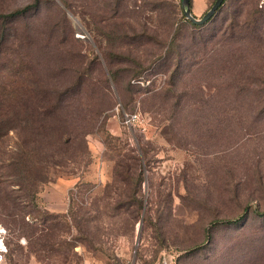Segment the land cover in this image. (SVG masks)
<instances>
[{
    "label": "rangeland",
    "instance_id": "rangeland-1",
    "mask_svg": "<svg viewBox=\"0 0 264 264\" xmlns=\"http://www.w3.org/2000/svg\"><path fill=\"white\" fill-rule=\"evenodd\" d=\"M39 2L0 84L64 104L2 135L0 264H264V0Z\"/></svg>",
    "mask_w": 264,
    "mask_h": 264
},
{
    "label": "trees",
    "instance_id": "trees-1",
    "mask_svg": "<svg viewBox=\"0 0 264 264\" xmlns=\"http://www.w3.org/2000/svg\"><path fill=\"white\" fill-rule=\"evenodd\" d=\"M39 1L40 0H36L34 4H31L25 7L24 9H18L12 12L0 11V63L1 61L4 60L3 55L5 54V51L9 48V45L13 44V41L12 42L10 41L12 40L11 25L14 22H16L18 19L23 17L24 14H26L27 12L39 7L40 6ZM118 1H122V0H118ZM227 1L228 0L224 1L223 5L217 11V14ZM191 7H192V0H190V8ZM214 17L210 21H212ZM192 26L195 28L200 27L194 24H192ZM14 96H15V86L8 83L0 84V141L2 135L17 128H23L24 130L32 129L31 130L32 132H36V130L45 131L47 127L51 124L52 115L55 114L59 109H61L64 104L63 100L60 103L58 101L54 103H52L51 101H46V103H40V105H43L40 106L35 103H32L31 93L30 94L22 93V95H18L17 97L19 99L17 107L19 108H16L14 105ZM32 104L34 105L33 108H31ZM39 109H43L42 113L39 112ZM47 137L48 135L46 136V138ZM46 138L43 139L45 140ZM39 154H40L39 150L35 148L29 152H26V150H24L22 151L20 158H18V161L12 163L10 167L12 168L15 166L30 167L32 165H35V163H37L36 159L39 156ZM25 156L26 158L23 160ZM25 172L29 174V170H26ZM256 214L259 217H264V211H256ZM236 222L237 220H232V221H227L226 223L234 224Z\"/></svg>",
    "mask_w": 264,
    "mask_h": 264
},
{
    "label": "water",
    "instance_id": "water-1",
    "mask_svg": "<svg viewBox=\"0 0 264 264\" xmlns=\"http://www.w3.org/2000/svg\"><path fill=\"white\" fill-rule=\"evenodd\" d=\"M225 0H217L213 7L201 18L197 19L191 12L190 0H182V7L185 17L194 25L202 26L208 23L216 14Z\"/></svg>",
    "mask_w": 264,
    "mask_h": 264
},
{
    "label": "built area",
    "instance_id": "built-area-1",
    "mask_svg": "<svg viewBox=\"0 0 264 264\" xmlns=\"http://www.w3.org/2000/svg\"><path fill=\"white\" fill-rule=\"evenodd\" d=\"M137 119H138V115L137 114H134V115L125 114L124 118H123V122H124L125 125L130 126L134 122H136Z\"/></svg>",
    "mask_w": 264,
    "mask_h": 264
}]
</instances>
